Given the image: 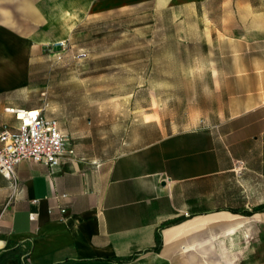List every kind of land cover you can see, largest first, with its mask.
<instances>
[{"label": "crops", "instance_id": "crops-1", "mask_svg": "<svg viewBox=\"0 0 264 264\" xmlns=\"http://www.w3.org/2000/svg\"><path fill=\"white\" fill-rule=\"evenodd\" d=\"M149 5L186 20L189 42L211 46L205 58L227 62L206 71L231 83L227 107L169 121L123 106L83 140L59 124L73 161L23 160L14 189L0 174V210L15 196L0 218V264H264V0H0V92L37 46ZM6 107L19 106L0 99V129L16 126Z\"/></svg>", "mask_w": 264, "mask_h": 264}, {"label": "rangeland", "instance_id": "rangeland-1", "mask_svg": "<svg viewBox=\"0 0 264 264\" xmlns=\"http://www.w3.org/2000/svg\"><path fill=\"white\" fill-rule=\"evenodd\" d=\"M195 38L186 20H174L170 10L151 5L91 18L65 47L34 48L0 99L6 106L43 108L81 140L93 123L96 136L106 133L103 122L123 106L132 115L147 111L150 117L159 110L169 121H193L188 119L227 107L233 94L229 81L216 77L221 89L206 72L226 68L227 62L205 58L211 46L189 42ZM212 50L218 53L219 45ZM4 67L12 69L14 62ZM3 79L9 84L15 77L4 74ZM94 145L105 148L107 140Z\"/></svg>", "mask_w": 264, "mask_h": 264}, {"label": "built area", "instance_id": "built-area-1", "mask_svg": "<svg viewBox=\"0 0 264 264\" xmlns=\"http://www.w3.org/2000/svg\"><path fill=\"white\" fill-rule=\"evenodd\" d=\"M67 44L68 41H58L50 46L62 48ZM5 111L13 115L16 126L3 124L0 129V174L12 189L15 187L16 166L23 160L53 169L63 161L76 158L74 146L61 131L59 122L46 116L43 108L7 107ZM14 197L13 192L7 196L0 218L11 206ZM30 217L34 218V215Z\"/></svg>", "mask_w": 264, "mask_h": 264}, {"label": "trees", "instance_id": "trees-1", "mask_svg": "<svg viewBox=\"0 0 264 264\" xmlns=\"http://www.w3.org/2000/svg\"><path fill=\"white\" fill-rule=\"evenodd\" d=\"M156 241H157V245H156L155 248L158 249L159 246H160V244H161V237H160V234L159 233L156 234ZM7 255H8V253H5L4 256H3V258H7L6 257Z\"/></svg>", "mask_w": 264, "mask_h": 264}]
</instances>
